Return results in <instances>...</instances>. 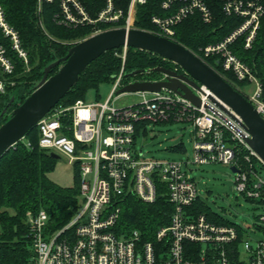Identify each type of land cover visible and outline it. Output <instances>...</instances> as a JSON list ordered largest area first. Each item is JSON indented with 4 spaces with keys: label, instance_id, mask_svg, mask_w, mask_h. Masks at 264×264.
<instances>
[{
    "label": "built area",
    "instance_id": "obj_1",
    "mask_svg": "<svg viewBox=\"0 0 264 264\" xmlns=\"http://www.w3.org/2000/svg\"><path fill=\"white\" fill-rule=\"evenodd\" d=\"M44 1L53 0H38L39 12ZM146 2L130 0L124 15L120 0H104L97 18L92 19L79 0H63L61 14L56 17L67 27L103 23L115 26L110 29H136L137 8ZM220 4L221 13L230 20L231 30L220 40L191 52L222 77L207 59H215L217 66L237 81L254 83V94L243 95L264 119V86L234 53L237 44L244 50L254 44L264 18V0H220ZM160 7L164 15H155L151 21L158 29L156 34L171 40L175 27L193 14L198 13L205 23L214 20L208 0H162ZM121 21L123 27H116ZM99 32L102 31L94 34ZM128 48L122 46L115 53L121 57L122 66L113 77L112 89L104 101L80 99L70 106L57 104L35 126L40 149L64 154L78 168L80 207L58 229L52 227L45 210L26 212L27 238L32 244L34 264H264V239L251 243L236 226L194 211L199 192L189 172L191 166L209 164L235 167V189L247 200L264 207V178L259 171L264 162L250 147L251 135L243 127V121L200 83L199 89L191 87L200 105L163 88L160 92H136L143 97L142 101L117 106L116 102L126 94H118V90L127 83L159 82L167 77L155 72L154 67L126 78ZM12 54L29 68L20 33L9 23L0 3V72L5 76L0 79V95L6 92L5 78L15 72ZM161 58L172 64L168 67L172 71L188 75L176 63ZM153 73L160 77L152 78ZM139 75L148 77L136 79ZM146 93L152 97L148 99ZM162 123L192 127V161L143 158V149L137 146L139 137H146L148 125ZM20 142L30 145L24 137L13 147ZM124 195H133L149 204L165 197L173 206L170 224L157 230L154 242L145 241L140 230L117 229L121 210L114 203ZM260 220L264 223V215ZM1 229L0 218V232Z\"/></svg>",
    "mask_w": 264,
    "mask_h": 264
},
{
    "label": "trees",
    "instance_id": "obj_2",
    "mask_svg": "<svg viewBox=\"0 0 264 264\" xmlns=\"http://www.w3.org/2000/svg\"><path fill=\"white\" fill-rule=\"evenodd\" d=\"M63 0L43 2L39 12L38 0H0L7 20L20 33L22 46L29 59L28 67L17 57L15 72L7 76L6 92L0 95V125L8 120L2 118V112L15 95V100L8 107V114L24 102L42 80L44 69L56 60L67 55L69 49L78 41L83 40L97 31H104L115 26L100 24H85L77 27H67L59 23L56 16L61 14ZM92 19L97 18L104 5V0H79ZM130 0H120V5L126 15ZM162 0H147L137 8L134 27L157 33L158 29L151 19L155 15H164L161 9ZM214 20L205 23L196 13L189 16L175 27L174 40L190 51L198 52L200 47L220 40L230 30V20L221 13L220 0H208ZM123 27V22L116 24ZM5 43V41H4ZM121 49H113L102 54L92 62L79 76L77 83L60 100L58 105L70 106L77 100L86 99L90 89H98L102 83L112 82L121 69L122 59L116 56ZM234 53L251 68L253 74L264 86V18L257 38L248 50L239 44ZM210 65L216 66L223 78L235 89L237 81L230 73L217 66L216 60L207 59ZM163 65H170L161 57L149 52L129 47L125 63V73L134 70H145ZM60 66L50 72L54 75ZM0 72V79H4ZM240 91V90H238ZM241 92V91H240ZM242 93V92H241ZM243 94V93H242ZM39 132L35 127L26 136V141L12 147L0 158V264H34L32 244L27 238L28 225L26 212L29 210H45L49 215L54 229L63 227L80 207V179L76 170V183L71 187H63L55 183L50 173L55 170L57 159L38 146ZM172 152L184 151L182 144L172 146ZM121 210L117 229L121 231L140 230L145 241H155L157 230L170 224L173 206L165 197H159L154 203H145L133 195H124L114 203ZM195 213L206 214L209 218L226 222L221 216L213 213L200 198L195 202ZM228 223V222H226ZM116 230V228H115Z\"/></svg>",
    "mask_w": 264,
    "mask_h": 264
},
{
    "label": "water",
    "instance_id": "obj_3",
    "mask_svg": "<svg viewBox=\"0 0 264 264\" xmlns=\"http://www.w3.org/2000/svg\"><path fill=\"white\" fill-rule=\"evenodd\" d=\"M125 45L166 58L179 65L188 75H179L166 67H156L154 71L165 74L167 76L165 80L127 83L118 90V94L160 92L166 88L200 105V99L191 89V87L199 89L200 83L241 118L243 127L251 135L248 139L250 147L264 162V119L240 91L180 43L147 30L124 28L108 29L77 42L65 57L44 69L43 78L32 93L11 112L8 120L0 125V158L14 144L26 137L37 122L67 95L81 73L92 62L105 52ZM57 66H60L59 70L50 76L51 70ZM143 71L134 70L125 76L132 78ZM210 99L222 108L216 99L213 97ZM14 100L15 95L11 97L2 116ZM51 156L58 159L54 153ZM231 171L237 172L235 167H232Z\"/></svg>",
    "mask_w": 264,
    "mask_h": 264
},
{
    "label": "rangeland",
    "instance_id": "obj_4",
    "mask_svg": "<svg viewBox=\"0 0 264 264\" xmlns=\"http://www.w3.org/2000/svg\"><path fill=\"white\" fill-rule=\"evenodd\" d=\"M150 76L152 78L160 77L156 73ZM146 77L148 76L139 75L135 78L143 79ZM235 86L245 96L251 97L254 94V83L251 85L235 83ZM111 89L112 82L102 83L97 90L90 89L86 94V99L83 100H86V102L104 101ZM115 95H118L117 92ZM145 96L150 99L152 94L146 93ZM142 100L143 97L139 94L126 93L116 102V105L127 106L139 103ZM9 115L7 113L2 118L5 119ZM192 137V127L188 124L162 123L148 125L146 137L141 135L137 146L143 149V158L146 159L192 161L194 156ZM177 144H182L184 151L175 153L170 150L172 146ZM56 155L58 156L56 167L49 177L60 186H74L76 183L75 167L69 163V158L66 155L61 153H56ZM191 170L189 174L196 181L200 200L210 207L213 213L221 216L229 224L236 226L243 234L244 239L251 243L264 239V223L260 220V217L264 215V207L259 203L247 200L235 189V177L230 167L221 164L195 165L191 166ZM259 171L264 178V167L259 168ZM88 178L92 179L93 175L89 174Z\"/></svg>",
    "mask_w": 264,
    "mask_h": 264
},
{
    "label": "flooded vegetation",
    "instance_id": "obj_5",
    "mask_svg": "<svg viewBox=\"0 0 264 264\" xmlns=\"http://www.w3.org/2000/svg\"><path fill=\"white\" fill-rule=\"evenodd\" d=\"M9 106H11V104H10ZM7 113H8V112L4 113V115H6ZM4 115H3V116H4Z\"/></svg>",
    "mask_w": 264,
    "mask_h": 264
}]
</instances>
